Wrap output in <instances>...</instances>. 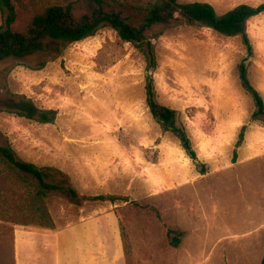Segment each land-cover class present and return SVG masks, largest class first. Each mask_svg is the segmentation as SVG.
<instances>
[{"label": "rangeland", "instance_id": "rangeland-1", "mask_svg": "<svg viewBox=\"0 0 264 264\" xmlns=\"http://www.w3.org/2000/svg\"><path fill=\"white\" fill-rule=\"evenodd\" d=\"M70 1L12 0L14 26ZM158 1L109 3L139 23ZM178 1L209 2L217 13L264 2ZM246 30L252 55L239 36L179 19L147 33L156 99L177 111L196 159L150 114L144 50L114 29L70 44L43 67L42 52L0 61V95L25 94L57 110L51 123L0 111V143L21 159L59 168L80 194L123 198L76 205L53 193L37 197L36 179L0 159V264H84L96 256L117 264L119 255L120 264H264V124L251 118L253 100L238 77L243 61L264 99V13ZM87 221L95 223L98 246L62 248L59 234Z\"/></svg>", "mask_w": 264, "mask_h": 264}, {"label": "trees", "instance_id": "trees-1", "mask_svg": "<svg viewBox=\"0 0 264 264\" xmlns=\"http://www.w3.org/2000/svg\"><path fill=\"white\" fill-rule=\"evenodd\" d=\"M0 10L3 15L0 26V61L6 58L23 60L42 52L45 53V58L39 65L43 67L47 61L61 56L70 44L95 35L103 27L114 29L121 39L143 49L147 71L144 85L146 106L161 128L172 132L189 157L196 159L187 131L178 122L177 111L156 99L152 72L157 67V61L147 33L156 25H169L173 20L179 19L185 24L208 27L224 36H239L248 54L252 55L247 22L264 13V2L256 6L241 3L223 13H217L214 6L205 1L160 0L146 9L139 23H134L120 11L113 9L109 0H73L64 5L49 4L35 11L23 29L14 26L16 11L12 0H0ZM238 77L241 87L253 100L251 118L264 124V99L252 85L247 65L243 61L238 64ZM0 111L39 123H51L57 115L56 109L40 107L21 93L0 95ZM244 127L239 132L238 145L243 137ZM0 159L36 179L33 187L37 197L53 193L76 205L91 199H108L111 202L123 199L117 195L80 194L62 170L53 166L41 167L19 158L8 142L0 143Z\"/></svg>", "mask_w": 264, "mask_h": 264}, {"label": "crops", "instance_id": "crops-1", "mask_svg": "<svg viewBox=\"0 0 264 264\" xmlns=\"http://www.w3.org/2000/svg\"><path fill=\"white\" fill-rule=\"evenodd\" d=\"M258 90V89H257ZM259 91V90H258ZM263 97V96H262ZM93 225H95L94 222H91V221H87L86 224H82L80 225L81 229H79L78 227L74 228L72 233L71 234V230L69 231H66L62 234H59L58 237L61 238V247L62 248H68L70 251H74V250H77L79 246H83V245H88L90 243L94 244V245H91V246H98V242L94 243L93 242V239L91 238L92 235L94 237H96V232H94V228H93ZM91 231L92 234H91ZM102 235V234H100ZM98 256L95 257L94 260H92L91 262L89 261L88 263H85L84 264H103L104 263V260H99L97 259ZM63 260V259H61ZM122 263V257L121 255H119V257L117 258V264H120ZM61 264H69L68 262L66 263L64 260H63V263ZM79 264V263H77ZM80 264H83V263H80Z\"/></svg>", "mask_w": 264, "mask_h": 264}]
</instances>
